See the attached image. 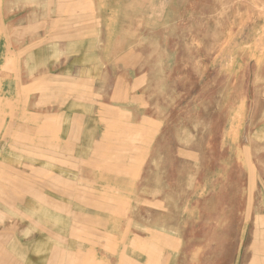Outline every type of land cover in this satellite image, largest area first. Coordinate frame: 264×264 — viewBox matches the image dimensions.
I'll list each match as a JSON object with an SVG mask.
<instances>
[{
    "label": "rangeland",
    "instance_id": "rangeland-1",
    "mask_svg": "<svg viewBox=\"0 0 264 264\" xmlns=\"http://www.w3.org/2000/svg\"><path fill=\"white\" fill-rule=\"evenodd\" d=\"M95 3L97 53L74 77L26 68L43 58L24 45L3 70V247L95 264L107 230L114 264H264V0Z\"/></svg>",
    "mask_w": 264,
    "mask_h": 264
},
{
    "label": "crops",
    "instance_id": "crops-1",
    "mask_svg": "<svg viewBox=\"0 0 264 264\" xmlns=\"http://www.w3.org/2000/svg\"><path fill=\"white\" fill-rule=\"evenodd\" d=\"M95 1L0 0V103L3 97L11 98L10 96H12L11 87L8 92H4L6 83L3 80L7 77L2 76L3 70L6 74L8 69H18L20 53L24 52L23 45L27 53L39 52L43 58L41 61L35 62L34 65H28L27 62L26 68L34 70L46 67L45 70H54L48 74L58 80L65 77L72 78L76 75L74 73L76 69L84 68L81 60L82 53L87 51L97 53V17L92 12L93 5H96ZM22 4L25 7L20 9L19 5ZM22 30L25 36L24 43L19 39V36H23ZM35 43L37 45L33 46ZM87 44H89L88 48ZM45 62L47 63L45 64ZM92 67L90 65L89 69ZM14 84L16 85L15 93H18V82H14ZM58 87L57 91L66 92L64 86ZM2 129L3 126L0 125V133H3ZM77 129L70 128V131ZM12 132L17 134L16 124L10 128L9 133L12 134ZM12 149L18 150V142L14 139L9 141V138L5 140L0 136V171L5 167L4 173L8 172L7 170L11 171L12 164H15L10 159L18 157L17 152ZM11 180L12 178L8 175H0V220L2 219L1 214L14 211L13 207L15 208V203L7 199L13 195L12 190H15L8 186V182ZM4 185L6 187H3ZM7 201L9 203H6ZM103 207L96 205L94 209L104 211L105 214L113 212V205ZM1 224L5 225V222ZM6 228L0 227V264H17L13 259L15 256L3 247L4 244L7 245L10 238L2 235L4 231H9ZM109 233L105 230V235H109V239H106L105 242V248L101 247L102 242H96L93 246L94 251L90 257L94 258L95 264H114V243L110 236L112 232L109 231Z\"/></svg>",
    "mask_w": 264,
    "mask_h": 264
}]
</instances>
